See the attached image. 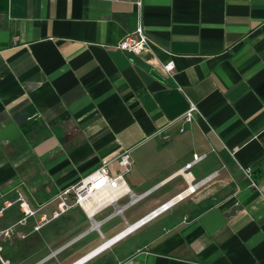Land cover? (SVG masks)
I'll use <instances>...</instances> for the list:
<instances>
[{
  "label": "crops",
  "instance_id": "1",
  "mask_svg": "<svg viewBox=\"0 0 264 264\" xmlns=\"http://www.w3.org/2000/svg\"><path fill=\"white\" fill-rule=\"evenodd\" d=\"M131 1L0 0L3 264L74 263L182 191L187 171L203 179L194 192L80 264H264V0ZM139 22L172 76L115 47ZM189 102L201 116L181 132ZM102 159L140 196L94 213L122 207L100 236L77 206L51 215Z\"/></svg>",
  "mask_w": 264,
  "mask_h": 264
},
{
  "label": "built area",
  "instance_id": "2",
  "mask_svg": "<svg viewBox=\"0 0 264 264\" xmlns=\"http://www.w3.org/2000/svg\"><path fill=\"white\" fill-rule=\"evenodd\" d=\"M131 2L134 3V5H136L138 8L142 6L141 0H132ZM115 47L134 56H141L147 54L148 57L145 59V61L150 67H153L155 69H161L169 76L173 75V60L161 61L156 56L154 50L156 47V43L146 34L145 29L142 23L140 22L137 24L135 29L126 32L123 37L115 44ZM200 116L201 113L198 107L194 103L189 102L187 109L171 124H176L178 126V130L182 132L188 124L194 122L196 118ZM205 155V153L196 155L189 163H187L186 166H189L202 160ZM114 159L117 161L118 165L122 167L123 172H128L131 169L132 161L129 150H124L123 152L118 154ZM109 162L110 159H102L96 169H94L87 175L79 178L70 187H66L60 193H58L56 195V198L58 199L56 209L52 212L51 216L57 217L68 209L77 206L81 208L86 213L87 217L90 219V228H92L93 224H96L95 228L101 236V233L98 229L99 224L108 217H110L112 214H121L122 207L114 205L115 207L113 212L98 221L93 220L92 215L104 208L105 206L113 204V200L118 196L129 193V189L126 187L125 181L122 178V173H118L114 176H111L109 174L107 168ZM182 175L187 184V186L182 191L169 198L156 209L143 215L131 225H127L123 230L116 233L108 241H118L126 234L131 232V230H134L135 228L152 219L157 212L168 210L182 198L194 192V190L203 183V179L200 181H193L192 174L190 171H187ZM184 192H186V195H182ZM129 194V202L134 201L138 196H140H136L133 193ZM68 195H70L71 197L70 202L67 198ZM175 198H177V200H174ZM16 201L18 202L19 208L23 212L25 217L34 215L35 210H32L29 207L28 203L24 200V198L19 192H17ZM8 204L10 205L11 203L9 202ZM86 208L89 211H87ZM185 219L186 218L184 217V220ZM38 228L39 224L37 223L34 225L33 229L36 230Z\"/></svg>",
  "mask_w": 264,
  "mask_h": 264
},
{
  "label": "bare ground",
  "instance_id": "3",
  "mask_svg": "<svg viewBox=\"0 0 264 264\" xmlns=\"http://www.w3.org/2000/svg\"><path fill=\"white\" fill-rule=\"evenodd\" d=\"M182 195H186V192H184ZM174 200H177V198H175ZM86 210L87 211H89L87 208H86ZM131 227V226H130ZM129 227V228H130ZM132 231V230H131ZM126 232V231H125ZM122 237V236H121ZM119 239V238H118ZM109 240V239H108ZM108 240L107 241H105V242H103L102 244H100L99 246H97L96 248H94L93 250H91L89 253H87L86 255H84L83 257H81L80 259H78L77 261H75L74 262V264H80V263H82L83 261H85L87 258H89L92 254H94L95 252H97V251H99V250H101L102 248H104L105 247V245H106V243L108 242ZM110 241H112V240H110ZM117 240H115V241H113V243L114 242H116Z\"/></svg>",
  "mask_w": 264,
  "mask_h": 264
},
{
  "label": "rangeland",
  "instance_id": "4",
  "mask_svg": "<svg viewBox=\"0 0 264 264\" xmlns=\"http://www.w3.org/2000/svg\"><path fill=\"white\" fill-rule=\"evenodd\" d=\"M6 233L7 232H5V233H3V232H1V234H0V240H1V242H0V247H1V252H3L4 251V246H3V237L6 235ZM3 254V253H2ZM3 256V255H2ZM0 264H3V262H2V259H0Z\"/></svg>",
  "mask_w": 264,
  "mask_h": 264
},
{
  "label": "water",
  "instance_id": "5",
  "mask_svg": "<svg viewBox=\"0 0 264 264\" xmlns=\"http://www.w3.org/2000/svg\"><path fill=\"white\" fill-rule=\"evenodd\" d=\"M111 241H108L107 243H110ZM74 264V263H73Z\"/></svg>",
  "mask_w": 264,
  "mask_h": 264
},
{
  "label": "trees",
  "instance_id": "6",
  "mask_svg": "<svg viewBox=\"0 0 264 264\" xmlns=\"http://www.w3.org/2000/svg\"><path fill=\"white\" fill-rule=\"evenodd\" d=\"M2 250V249H1Z\"/></svg>",
  "mask_w": 264,
  "mask_h": 264
}]
</instances>
